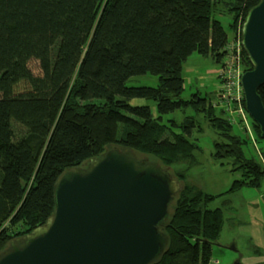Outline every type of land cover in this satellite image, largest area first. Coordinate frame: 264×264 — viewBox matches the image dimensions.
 Segmentation results:
<instances>
[{
	"label": "trees",
	"instance_id": "16d2710c",
	"mask_svg": "<svg viewBox=\"0 0 264 264\" xmlns=\"http://www.w3.org/2000/svg\"><path fill=\"white\" fill-rule=\"evenodd\" d=\"M258 3L0 0V254L53 213L63 171L117 148L158 155L183 184L162 224L168 245L152 264H210L223 211L209 209L214 195L187 182L200 148L193 137L197 125L189 115L180 122L161 119L188 107L203 113L219 132L213 158H231L232 170L241 172L230 191L247 185L261 189L264 199V160L247 155L249 138L233 134L223 109L216 112L199 92L182 96L183 66L193 53L217 63L225 56L229 37L216 14L230 12L233 29ZM243 59L244 71L250 70L244 48ZM33 60L39 74L30 67ZM156 67L162 68L156 87L127 85ZM23 80L30 89L15 93ZM258 93L264 103V84ZM135 98L155 101L158 115L149 105H132ZM182 162L187 167L173 171Z\"/></svg>",
	"mask_w": 264,
	"mask_h": 264
},
{
	"label": "water",
	"instance_id": "95a60500",
	"mask_svg": "<svg viewBox=\"0 0 264 264\" xmlns=\"http://www.w3.org/2000/svg\"><path fill=\"white\" fill-rule=\"evenodd\" d=\"M241 43L252 64L241 76L244 108L264 139V0L251 8ZM134 149L113 148L55 182V208L44 224L12 240L0 264H152L166 250L162 224L183 184ZM234 264H244L237 260Z\"/></svg>",
	"mask_w": 264,
	"mask_h": 264
},
{
	"label": "rangeland",
	"instance_id": "374dc122",
	"mask_svg": "<svg viewBox=\"0 0 264 264\" xmlns=\"http://www.w3.org/2000/svg\"><path fill=\"white\" fill-rule=\"evenodd\" d=\"M224 25L228 33V44L225 48V56L221 63H217L211 56H202L193 53L184 64V84L182 96L189 98L192 94L199 92L203 97L215 105L216 112L223 109L225 117L232 123V133L240 137H248L246 153L250 156L253 154L257 160H264V140L257 138L258 132L254 126V121L250 115L245 113V121L238 111L244 107V100L226 106L221 104L222 98L218 91L221 88V81L218 78V72L226 66L227 60L233 53L232 44L241 41L242 16L236 18L235 27L232 29V14L226 11L225 14H216ZM247 63L240 64V71L244 72ZM30 67L35 74L40 73V67L37 60L30 62ZM162 70L160 67L153 68L147 74L132 76L128 86H151L156 87L158 84V73ZM218 70V71H217ZM217 71V73H216ZM30 89L27 80L18 82L14 87L15 93H21ZM132 105H149L152 113L157 116V104L153 100L145 98H135L131 100ZM209 105H206L209 108ZM185 115L192 116L198 130H194L193 137L197 138L196 142L200 148L194 150L196 163L189 167L187 182L200 187L205 193L214 195L208 202L209 209L220 208L223 211V224L218 238V244L214 246V253L210 264H234L241 260L245 264H253L261 260V257L254 251L250 243V235L246 226L250 223L249 204L253 199H259L260 205L264 209V199L262 198L261 189L249 187L247 185L240 187L238 190L230 191L232 183L241 178V172L233 171L232 159L223 158L216 160L213 158L214 143L219 140V132L208 122L204 114L196 111L193 107L177 109L162 115V122H168L169 119L181 121ZM234 117V119H232ZM92 120V119H90ZM199 126L201 129H199ZM168 149L161 147L160 152L165 153ZM248 152L250 154H248ZM136 153L149 161H157L158 155ZM260 156V157H259ZM162 165L160 161H157ZM164 166V165H162ZM166 167V166H164ZM186 163H177L173 171L186 168ZM260 196V197H259Z\"/></svg>",
	"mask_w": 264,
	"mask_h": 264
},
{
	"label": "built area",
	"instance_id": "2783aa9c",
	"mask_svg": "<svg viewBox=\"0 0 264 264\" xmlns=\"http://www.w3.org/2000/svg\"><path fill=\"white\" fill-rule=\"evenodd\" d=\"M233 53L231 52L230 59L225 63L226 66L223 67L218 72V78L221 81V88L218 91L219 96L222 98L221 104L226 106H231L236 102L244 100L243 90L241 86V76L243 71H240V64L243 63V46L241 41L234 42L232 44ZM245 108L242 107L238 113L243 117L245 121ZM234 119V117H232Z\"/></svg>",
	"mask_w": 264,
	"mask_h": 264
},
{
	"label": "crops",
	"instance_id": "0c3cea01",
	"mask_svg": "<svg viewBox=\"0 0 264 264\" xmlns=\"http://www.w3.org/2000/svg\"><path fill=\"white\" fill-rule=\"evenodd\" d=\"M183 71H184V66H183ZM187 176H188V171H187ZM248 208L250 211V223L246 226V228L248 230V234L250 235V243L251 241L253 242V244L251 245L254 251L261 257L260 261H257L253 264H264V209L260 205L259 199H253L249 204ZM213 253H214V249H213Z\"/></svg>",
	"mask_w": 264,
	"mask_h": 264
},
{
	"label": "flooded vegetation",
	"instance_id": "af4514ba",
	"mask_svg": "<svg viewBox=\"0 0 264 264\" xmlns=\"http://www.w3.org/2000/svg\"><path fill=\"white\" fill-rule=\"evenodd\" d=\"M241 261V260H240ZM242 262V261H241Z\"/></svg>",
	"mask_w": 264,
	"mask_h": 264
}]
</instances>
